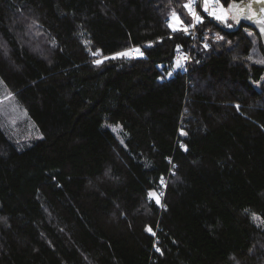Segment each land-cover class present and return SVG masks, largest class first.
Wrapping results in <instances>:
<instances>
[{"label":"trees","instance_id":"trees-1","mask_svg":"<svg viewBox=\"0 0 264 264\" xmlns=\"http://www.w3.org/2000/svg\"><path fill=\"white\" fill-rule=\"evenodd\" d=\"M186 2L0 0V78L42 134L0 123V264H264V48L201 7L173 31Z\"/></svg>","mask_w":264,"mask_h":264},{"label":"snow or ice","instance_id":"snow-or-ice-1","mask_svg":"<svg viewBox=\"0 0 264 264\" xmlns=\"http://www.w3.org/2000/svg\"><path fill=\"white\" fill-rule=\"evenodd\" d=\"M225 2H227V0H225ZM253 3L264 5V0H253ZM253 3H248L244 8H242L240 4L233 2L229 5L228 9H225L224 4L221 3V0H199V3H197V0H187V2L183 4V7L192 16L193 21L196 23L202 22V17L196 11L197 7H201L204 12H207L209 15H212L215 19L220 20L224 22L225 24L228 23L229 12H231L232 19L235 20L237 23H239L240 16L242 13H245V12L251 13V15H245V18L247 19L255 18L256 23L261 25V32H264V16H258L255 12H253ZM259 12L264 13V6H262L259 9ZM228 26L231 27L230 24ZM169 27L172 28L173 31L180 30V31L188 32L189 28L194 27V24L185 25L183 21L180 20L179 15L173 10L171 12V16L169 19ZM249 35H251V33H249ZM217 39H223V37L218 36ZM132 51H135L138 55L143 56V52H141L140 49L138 48L130 49L126 52L118 53L117 56L130 57ZM93 54L98 55V53H93ZM113 58H116V57H113ZM181 59L187 60L188 58L186 56L178 58L176 61L177 67H182V64L180 62ZM95 62L99 64L102 61L97 60ZM255 62L264 64V60H258ZM169 75H171V73H169ZM237 108H239L238 105H237ZM115 130L116 129H113V131ZM181 134L185 135L186 133L182 132ZM181 146L184 147V145H181ZM161 182L163 183V179H161ZM148 197L150 200L155 198L156 203L159 204L160 201L156 193L149 192ZM253 219H260L264 221V218H258L255 216V214H253ZM148 230L151 231V229H148ZM153 235H155V233H153ZM157 251H160V249L157 248Z\"/></svg>","mask_w":264,"mask_h":264},{"label":"rangeland","instance_id":"rangeland-1","mask_svg":"<svg viewBox=\"0 0 264 264\" xmlns=\"http://www.w3.org/2000/svg\"><path fill=\"white\" fill-rule=\"evenodd\" d=\"M229 24L231 27L235 25L230 14L226 25ZM0 123L10 138L15 142L18 141V145L22 146V149L42 138L40 130L30 118L25 107L17 101L1 78Z\"/></svg>","mask_w":264,"mask_h":264},{"label":"water","instance_id":"water-1","mask_svg":"<svg viewBox=\"0 0 264 264\" xmlns=\"http://www.w3.org/2000/svg\"><path fill=\"white\" fill-rule=\"evenodd\" d=\"M258 16H264V13L258 12ZM214 21L216 22V25L220 29H222V30H224L226 32H230V33L238 31L243 24L246 27H249L251 29H254L259 34V36L261 38L262 46L264 48V32H261V25H259V24L256 23L255 18H253V19H247V18H245V16H243V18H241L239 20V23H237L236 27H234V28L229 27L226 24H224V23H222L220 21H217L216 19H214Z\"/></svg>","mask_w":264,"mask_h":264},{"label":"built area","instance_id":"built-area-1","mask_svg":"<svg viewBox=\"0 0 264 264\" xmlns=\"http://www.w3.org/2000/svg\"><path fill=\"white\" fill-rule=\"evenodd\" d=\"M197 3H199V0H197ZM225 7V6H224ZM225 9H228V7H225ZM196 11L201 15V13H200V8L199 7H197L196 8ZM205 14L207 15V16H210V17H213L212 15H209L207 12H205ZM230 14V13H229ZM214 18V17H213ZM229 19V18H228ZM222 22V21H221ZM222 23H224V22H222ZM191 24H194V27H191V28H189V30H188V32L189 33H193V35L195 36L196 35V33H197V24L198 23H196V22H194V21H192V23ZM225 24V23H224ZM187 57L188 59L187 60H184V59H181L182 61H185V63H187V64H190L191 62H192V54L190 53V52H185V51H182V50H179L178 52H177V59L178 58H181V57Z\"/></svg>","mask_w":264,"mask_h":264},{"label":"flooded vegetation","instance_id":"flooded-vegetation-1","mask_svg":"<svg viewBox=\"0 0 264 264\" xmlns=\"http://www.w3.org/2000/svg\"><path fill=\"white\" fill-rule=\"evenodd\" d=\"M248 3H251V2H248V1H247L246 3H241L240 5H241L242 8H244ZM262 6H264V5H260L259 8L262 7ZM255 11H256V8H255V5L253 4V12H255ZM245 15H251V13H247V12L242 13L241 16H240V19L243 18V16H245ZM231 17H232V15H231ZM232 20H233V19H232ZM233 22H234V24H235V26H236V25H237V22H236L235 20H233ZM243 25H244V24H243ZM243 25H242V26H243Z\"/></svg>","mask_w":264,"mask_h":264}]
</instances>
